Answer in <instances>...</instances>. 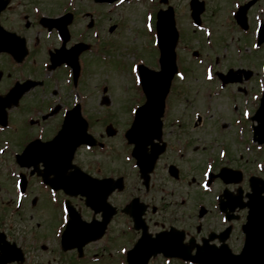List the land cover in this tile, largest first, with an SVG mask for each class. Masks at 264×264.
Here are the masks:
<instances>
[{
	"label": "rangeland",
	"instance_id": "obj_1",
	"mask_svg": "<svg viewBox=\"0 0 264 264\" xmlns=\"http://www.w3.org/2000/svg\"><path fill=\"white\" fill-rule=\"evenodd\" d=\"M16 1H28V3H26L27 5L24 7L29 13L27 19L21 20L18 15L23 6L16 7L13 11H6L2 16V19L8 29L16 30L27 37L29 53L26 68L32 73H37L42 68V60L45 59L43 46L46 41L44 40V31H41L42 29L37 25L36 20L34 19L30 4L38 3L43 10L52 13L58 11L61 1L65 0ZM132 1L135 2L120 7H116L115 5L111 7L107 5H96V8L99 10L98 15H100L98 21L101 26H103V24L105 26L102 36L105 37L104 41H109V47L106 52L109 54V59L103 61L98 60L94 63V66H92L94 58L89 55L90 63L88 70H86L87 78L85 81L86 85L90 86V90L94 91V95L93 99L89 101L90 105L91 103L92 105L88 110L92 117L93 131H102L105 133V128L110 123L114 126V129L118 130V134L114 138L109 139L112 146H118L116 159L114 160V163L106 166L103 170L104 173H108L111 170L115 171L117 174L124 172L126 175V191L114 194L111 198L112 203L118 204L121 202L122 205L123 202L127 201L132 196L140 195L144 202L151 205H157L156 200L161 193L157 190L156 186L152 187L149 192L145 191L137 173L131 168L132 162L124 161L123 156L126 150L121 147L122 141L120 140V131H122L130 120L128 109L135 102H142L136 92L135 83L133 82L134 73L131 71L133 62H138L141 54L142 57H147V62L152 65L154 64L153 60L155 57V54L152 55L153 51L150 50L152 38L148 39L149 33L145 28V14L150 2L149 0ZM169 1V3L175 7L176 24L180 31V39L177 47L178 65H182L184 72L187 74V76L185 75V80H180L175 77L172 83V93L170 98H168L170 103L169 110H171L170 116L173 117L180 114L189 116L192 115L193 110H204L206 99L204 98V93L201 91L199 92L198 88L204 89L205 86L207 94L208 87L213 85V82L206 85L208 82L205 80V67L210 64L214 65V69L224 71L230 67L234 69L237 67L252 69V84L249 85V88H252L253 91L249 98L251 99V96L254 94L259 96L262 90L261 82H264V73L261 70V65L263 66L264 64V47H261L258 50L252 49V44L255 42V39H253V34L251 32L255 26H257L259 19L264 20V0H259L258 4L254 5L249 10L248 17L251 32L247 35L241 33V31L237 29L235 30L234 25L231 22V12L234 9V1L205 0L206 6L201 15V19L202 25H205L212 30V35L209 38H206L205 33L193 25L190 16V0ZM162 7L165 6L163 5ZM151 11L153 12V10ZM113 23H118L117 29L113 32H109L108 27ZM245 40L249 41L250 48H247L246 43H244ZM206 41H210V43L212 42L213 46H207ZM193 50H198V53H200L198 59L202 62H198L197 58L195 59L192 56ZM7 64L6 61H4V64L0 61V70L2 69L0 74L1 85H4V82L10 81V65L8 64V74L6 67ZM61 75L64 76L65 73L63 72ZM104 84L107 86L106 94L111 100V105L108 107L100 106V100L104 94L101 90V86ZM230 92V87H226L220 97H213L215 101L213 116H210L209 119L205 118L207 121L205 125L207 136L210 130L213 131V134L220 130L218 129L220 125L232 124L230 121H232L235 116L231 113V102H233L235 97ZM240 95L243 97L242 94ZM257 102L258 100H253L254 106ZM31 103L37 104L39 102L38 100H35ZM23 109L24 107L22 110ZM103 114H108V117L102 118L101 121L94 120V117L96 118ZM244 125L246 126L247 124L244 123ZM20 127L22 126L20 125ZM21 130L22 129L20 128V131ZM33 131L36 130L33 129ZM13 132L14 131H10V134ZM19 134H16V137H18ZM207 136L206 140L209 145V141L212 138L211 136ZM15 142L17 143L18 141ZM120 150L123 152L121 155H119ZM83 151L84 150L81 151L80 160L86 158L87 153ZM90 159H92L91 156ZM260 159H264V149L263 153L259 156V159L255 157L254 164L249 162V168L252 169L255 164L257 168L258 162H264L259 161ZM82 165L86 168L90 167V164L85 161H82L81 167ZM90 170L98 172L101 170V166H93ZM256 170L259 169L257 168ZM258 175L264 176V172H261ZM156 179L157 177H153L154 184H156ZM244 182L242 183V187L244 188V191H246L249 189V186L246 179ZM161 184L169 186L164 180ZM32 192H37L36 187ZM46 205L48 206V204ZM35 211L36 210H32L30 206L28 208L26 207L25 211L23 209L18 214L19 217L16 216L17 224L15 225V228L12 229V233L15 237L21 239L23 238L22 236H26L28 244H26L25 247L27 253L32 257L33 264H73V260L71 263L67 260L73 259L75 252L61 251L59 244H57V240L52 237L54 236L58 222H55L50 216H48L51 214L50 210L48 209L46 211V215L43 212L41 214L38 213L36 216L32 213ZM245 213L246 209L240 212V217L243 221ZM87 215L90 217L92 212H89ZM149 216L153 220L159 222V218L155 219L154 215ZM128 222L129 219L123 218L120 215L116 216L113 222L110 223L106 235L101 240L92 242L86 246L87 254L101 253L104 251H106L107 254H102L101 260L96 263L93 261H87V263L81 264H120L119 262L122 260V257L119 256V249L122 247L121 245L129 244L131 240H135L136 238L135 233L127 231L126 224ZM193 232L203 234L205 229L202 228L201 232H199L197 225L196 227L193 226ZM240 234L241 233L239 232L238 237L234 239V244L230 245L233 251H238L241 246ZM42 245H46V248H42ZM66 256L69 259H67ZM161 258L158 257L152 264H165ZM84 261L85 260H83V262Z\"/></svg>",
	"mask_w": 264,
	"mask_h": 264
},
{
	"label": "flooded vegetation",
	"instance_id": "obj_2",
	"mask_svg": "<svg viewBox=\"0 0 264 264\" xmlns=\"http://www.w3.org/2000/svg\"><path fill=\"white\" fill-rule=\"evenodd\" d=\"M11 3L13 4L12 6L10 5V10H15L16 7L23 6L18 15L22 14L26 18L28 17L29 13L24 8L28 1L12 0ZM34 4L38 3L30 4L31 12L32 5ZM94 8V1H73L72 6L67 9V11H72L74 13V18L70 25V40L66 45L71 46L80 41L90 43V49L82 52L79 57L81 68L84 63L86 64L89 61L88 57L89 55L92 56L93 53V28L98 24V21H96L94 16ZM90 12L91 14H89ZM93 17L95 19L94 27L89 28L87 27L88 22L93 19ZM103 28L104 26L101 27V29ZM51 33L57 36V38H55L54 45L49 44L48 47H46L47 51L59 48L62 45L58 32L53 29L51 30ZM27 59L28 57L23 62L17 63L14 61V58L10 56V81L4 82V85L0 84V94L6 93L17 80L24 81L27 78L42 80L43 82L41 85L36 86L24 94L21 98V102L26 104L25 109L23 110L25 113L37 112L40 115H44L47 114L46 111L51 108V105L48 106L47 99L51 100L52 98H58L60 102H62V100L66 98L64 96L65 91L60 87L59 81L49 77L52 76L51 74L55 71L68 72L70 69L69 66L62 65L55 70H49L50 72L47 74L43 73L42 68L39 72L32 73L26 68ZM7 73L9 74L8 71ZM245 83L246 86L242 87V94L246 95L250 91L249 85L251 80H247ZM77 86L75 85V88ZM77 96L80 97L82 113L85 114L83 109V99H93L89 86L81 83V89L77 92ZM35 100H38L39 103H37V109L33 110L31 102ZM58 104L60 105V108L56 112L54 111L52 116H49L48 118L41 117L40 126L43 131L41 133L37 132L35 135L30 134L29 139L40 137L43 141H46L54 136L62 124L67 108L64 104ZM91 105L90 103H86L85 107L89 109ZM87 113H90V111L86 110V114ZM8 114L10 121V109L8 110ZM52 117L54 118L52 119ZM178 118H180V116ZM192 121L193 123L190 124ZM201 124L202 122L194 121L193 117L190 115H183L178 123L175 122V116H170L168 112L164 115L163 140L166 142V150L160 155L152 176L156 175L158 180L157 185L154 184V186L156 185L160 187L163 180L167 182L169 186L165 185L168 188L167 192H160L161 195L156 200L157 205L147 203L148 208L146 209L144 217L148 224V230L152 234L162 230H183L185 232L183 243L186 245H189L190 240H192L194 244L201 243L206 236L212 233L215 234L213 243L218 245L225 241L228 245H231L234 244L233 241L239 234L238 207L231 210V218L226 219V213L221 210L220 204L222 201H227V197L224 193L226 192V194L230 196L235 195L238 192V186L235 182L226 184L223 179L228 178V175L231 174V172L232 175L235 176V173H233L235 170L243 169L244 171H247V168H249L250 165V158L248 156L247 148L244 149V142H242L239 150L240 143L237 127L230 125L220 126L218 127L220 130L214 134L213 132H209L207 136V129L204 126H200ZM89 131L94 134L91 125L89 126ZM116 135V133L109 135V132H106V134H97L98 141L104 143L103 147H92V149L87 152L86 158L80 160L79 158L82 152H79V150L82 151L85 149L84 146H81L78 149L79 153L77 152L75 155L74 162L79 165H81L82 161L88 162L90 167L86 168L82 165V168L95 176L102 177L115 175L116 173H109L110 171L104 173L103 169L114 163V160L116 159L118 146H112L109 141V139L114 138ZM206 136H211L212 138L209 141V145L207 144ZM249 144L250 142H248V146ZM8 145L9 149L2 148L4 142H0V149L3 150V153L0 154V232H4L9 241H16L20 245H25L28 243L26 237L22 236L23 238L21 239L15 237L12 233L13 227L10 226L8 209H10V201L13 200L12 194L15 192L12 173L15 176L17 173L25 172L27 177L25 194L27 197L24 204L25 207L28 208L30 206L32 210H36L35 212H32L35 216L38 215V213L41 214L43 212L46 215V211L49 209L51 214L48 216H50L55 222L57 221L60 223L62 219L64 193L61 190H52L49 185L43 182V176L45 173H49L50 177L54 176L53 170H47L45 167V160H41L37 166L22 169L15 163L14 157H10V143ZM121 147L126 150L123 145ZM221 151L224 152V156H221ZM121 153L123 152L120 150L119 155H121ZM90 156L92 159H90ZM209 163L212 165L211 173L221 176L216 179H211L213 182L209 186L211 189L210 191H203L200 188V183L205 178L206 168ZM92 165L101 166V170L98 172L90 170V168L93 167ZM171 165H174L177 168L178 176H172V173L170 172ZM10 171L13 172L10 173ZM120 174L125 176L124 172H121ZM162 185L164 189V184ZM28 187H31V192L28 190ZM35 187L37 190L36 193L32 192ZM116 193L117 192L112 193L110 200ZM71 202L80 211L83 218L89 219L94 216L92 214L88 217L87 214L91 209L85 206L82 197H72ZM46 204H48V206ZM113 204L117 207L118 212L113 216L110 223L113 222L116 216L120 215L123 218L129 219L128 223L132 225L131 218L122 211V208L126 205V201L123 202L122 205L121 202ZM226 209L228 211V206H226ZM149 215H154L155 219L159 218V222L153 220ZM95 218L99 219L100 214L96 215ZM197 225L199 232H201L202 228L205 229L203 234L193 232V226L196 227ZM131 230L132 233H135L137 238L140 232L133 229ZM56 237L57 236H55L54 233V239L57 240ZM44 246L45 245H42V248ZM195 250L196 246L192 251L194 252ZM176 261L181 262L180 260Z\"/></svg>",
	"mask_w": 264,
	"mask_h": 264
},
{
	"label": "water",
	"instance_id": "obj_3",
	"mask_svg": "<svg viewBox=\"0 0 264 264\" xmlns=\"http://www.w3.org/2000/svg\"><path fill=\"white\" fill-rule=\"evenodd\" d=\"M251 4L252 2L242 7L239 11L238 20L242 25L246 22V10ZM191 5L193 8V15L196 20L199 21V15L203 10V3H198V0H192ZM158 18L159 42L162 51V69L159 72H154L143 66L140 68L143 87L148 99L145 105L139 108L136 119L127 132L129 141L135 144L134 155L138 156L142 174L146 179V184L148 183L149 173L153 169L156 158L165 148L164 145L160 147L158 143H155L154 139H160L161 137L162 123L160 117L163 114L164 99L169 90L171 80L177 71L175 47L178 33L175 27L172 8L160 11ZM10 34L13 36L15 35L13 33ZM260 35V42H262L264 40V24L262 25ZM22 42L24 43V39ZM0 48H5V44H2L1 41ZM232 73L233 72H230L228 76H232ZM225 80L228 82L234 79L228 77V79L225 78ZM254 118L258 121L255 127V135H258L256 138L259 142H264V97L261 107ZM85 131L86 127L83 128L84 133ZM79 142H87V140H78L74 144H79ZM148 145L151 146V152H148ZM31 148L32 147L29 146L21 157L28 156L33 151V148ZM68 149L66 152H68ZM74 149L73 146L67 157H71ZM34 151H36V149ZM76 173L79 174L76 175ZM80 174H82V172L76 168L75 172H71L70 175L67 177L63 176V178L69 179V177L71 178L74 175L78 176ZM82 176L85 177L86 175L82 174ZM78 177L64 182L66 184L64 185L66 191L86 195L87 204L93 206L96 211L102 210L104 219L101 222L90 224L81 223L78 215L72 211L73 220H71L64 237L65 249L73 247L76 244L74 240L76 236L77 241L79 240V243L76 245L81 247L89 240L96 239L103 234L106 224L115 212L106 202V199L115 188H122L121 180H97L87 176L86 178L79 179L81 177ZM251 185L252 193L248 194L249 201L245 204H241L242 207L248 206L250 210L248 221L244 225L247 240L240 254L234 255L230 253V250L225 248L227 246L218 248L207 245L201 247L194 256L189 252L191 249L180 252L179 256L204 264H264V180L255 178L251 181ZM239 199H241V195ZM127 210L134 217L136 227L143 228V236L139 239L135 249L130 252L131 256L129 257V261L131 264H146L148 258L152 254H156L160 251H163L167 256H175V254H177L173 252L176 245L174 246L167 240L172 238L170 234H166L165 237L159 236V238L153 239L147 233V228L142 219V214L144 212L143 205L135 200ZM75 226H77V229L79 228L78 233L77 230L72 233ZM82 236L83 238H81ZM138 254H142V256ZM136 256H138V258L141 257V259L135 260Z\"/></svg>",
	"mask_w": 264,
	"mask_h": 264
},
{
	"label": "snow or ice",
	"instance_id": "obj_4",
	"mask_svg": "<svg viewBox=\"0 0 264 264\" xmlns=\"http://www.w3.org/2000/svg\"><path fill=\"white\" fill-rule=\"evenodd\" d=\"M121 2H122V0H121ZM148 19L150 20L151 17H148ZM149 31H151V28H150V27H149ZM254 47H255V46H254ZM131 71H132L133 73H135V72L137 71V68H136L135 66H133L132 69H131ZM208 79H211V75L208 76ZM136 82H137V83H140L139 80H137ZM244 115L247 116V113H244ZM221 155H224V154L221 153ZM207 174H208V173H205V175H207Z\"/></svg>",
	"mask_w": 264,
	"mask_h": 264
}]
</instances>
